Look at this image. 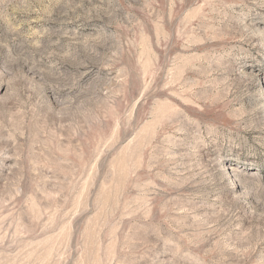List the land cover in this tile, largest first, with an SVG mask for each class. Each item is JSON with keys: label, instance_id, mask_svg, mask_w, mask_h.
<instances>
[{"label": "rangeland", "instance_id": "rangeland-1", "mask_svg": "<svg viewBox=\"0 0 264 264\" xmlns=\"http://www.w3.org/2000/svg\"><path fill=\"white\" fill-rule=\"evenodd\" d=\"M0 264H264V0H0Z\"/></svg>", "mask_w": 264, "mask_h": 264}]
</instances>
